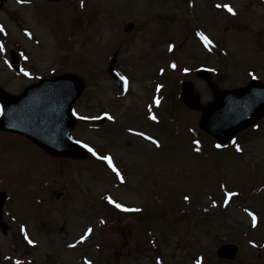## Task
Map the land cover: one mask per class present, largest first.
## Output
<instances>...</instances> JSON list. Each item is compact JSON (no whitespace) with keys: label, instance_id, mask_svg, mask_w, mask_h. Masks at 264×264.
<instances>
[{"label":"rangeland","instance_id":"rangeland-1","mask_svg":"<svg viewBox=\"0 0 264 264\" xmlns=\"http://www.w3.org/2000/svg\"><path fill=\"white\" fill-rule=\"evenodd\" d=\"M0 28V88L82 76L71 137L96 153L53 157L0 130V264H264V116L221 146L174 100L185 80L200 105L264 84V0H4Z\"/></svg>","mask_w":264,"mask_h":264},{"label":"water","instance_id":"water-1","mask_svg":"<svg viewBox=\"0 0 264 264\" xmlns=\"http://www.w3.org/2000/svg\"><path fill=\"white\" fill-rule=\"evenodd\" d=\"M2 2L3 0H0V6ZM115 61L116 52L110 57L108 71L117 79L119 86L123 87L124 80L114 71ZM199 73L209 80L208 73ZM210 84L214 87L213 83ZM83 86V80L78 75L64 74L55 78H43L39 83L27 87L19 96L10 95L0 89L3 107L0 128L26 135L51 155L84 158L85 151L69 137L74 125L70 107ZM213 94L212 103L200 106L202 118L199 126L221 142L255 123L264 114V85L259 81H251L247 87L237 90L214 89ZM236 96L245 99L224 105L226 100ZM181 98L187 106L199 107L198 97L194 94L191 83H183ZM219 103L222 109L215 111ZM2 200L3 195L0 194V205ZM227 248L229 253L226 254L224 249ZM217 254L219 257L233 258L235 247L221 245Z\"/></svg>","mask_w":264,"mask_h":264},{"label":"snow or ice","instance_id":"snow-or-ice-1","mask_svg":"<svg viewBox=\"0 0 264 264\" xmlns=\"http://www.w3.org/2000/svg\"><path fill=\"white\" fill-rule=\"evenodd\" d=\"M217 7H221V5H217ZM223 7H224L229 13H231V14H233V15L235 14V13H234V10H233L229 5H223ZM2 30H3V29L0 28V31H2ZM198 35H200L201 39L204 40V42H205V46H207L208 44L211 43V41L208 40V38L205 37L202 33H198ZM0 50H2V46H0ZM170 50H171V49H170ZM172 67H175V65H172ZM25 75H27V73H25ZM121 79H123V77H122ZM157 103H159V101H157ZM105 115H107V114H105ZM108 118L111 119L110 116H109ZM151 118H152L153 120L156 119L155 116H152ZM148 139H151V137H148ZM153 143H156V141L153 140ZM85 147L88 148V151L92 152L93 155H96V153H95L90 147H88L87 145H85ZM218 147H219V145H218ZM237 150H239V149H237ZM99 158H100V159H103V160H106V161L109 163V165L111 166V163H112V162H111L110 157H106V156H104V157H99ZM113 171H116V172H117V176L120 175L119 172L115 169V167H113ZM121 179H122V177H121ZM229 195H232V194H229ZM109 199H110V198H109ZM185 199H187V197H185ZM110 202H113V201L110 200ZM113 203H114V202H113ZM115 206H116L117 208H121L122 210H125V211H129V210H130V209H125V208H123V206L120 205V204H116ZM253 221L255 222V217H253ZM88 231L90 232L91 229H89ZM29 243H32V241L29 240ZM198 264H199V262H198Z\"/></svg>","mask_w":264,"mask_h":264}]
</instances>
